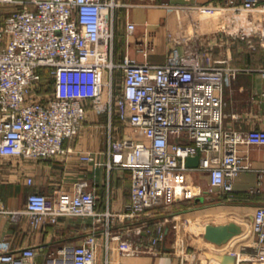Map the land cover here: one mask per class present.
<instances>
[{"label": "built area", "instance_id": "2783aa9c", "mask_svg": "<svg viewBox=\"0 0 264 264\" xmlns=\"http://www.w3.org/2000/svg\"><path fill=\"white\" fill-rule=\"evenodd\" d=\"M137 5L160 3L0 0V157L66 155L64 142L78 136L89 108L108 117L107 127H115L117 119L116 127L129 124L135 135L111 141V154L121 158L110 168L118 164L132 173L131 201L123 213L97 210L96 194L88 189L87 180L77 181L71 191L58 189L51 195L34 190L22 209L0 206V214L13 222L26 218L32 231L56 225L63 217L93 219L92 231L80 243L51 250L43 264H97L101 237L104 264H130L122 258L155 252L169 220L148 221L152 211L203 193L189 182L188 157L200 156L196 169L209 175L207 192L231 196L236 179L252 168L240 146L264 144V129L243 131L224 123L227 88L241 73L264 77V67L236 66L228 55L206 63L201 52L206 36L195 31L180 39L170 35L177 46L191 41L194 45L183 53L176 46L162 64L139 61L128 53L117 59L118 9ZM167 7L180 21L186 11L194 30L211 23L214 36L224 39L225 45L246 41L255 49L254 38L264 49V0L187 1ZM135 29L128 19L127 47ZM151 47L146 42L139 50L147 56ZM43 70L53 80V91L44 95L41 89L48 91V84L43 82ZM91 157L80 155L83 161ZM259 177L258 187L264 188V171ZM28 184H33L31 177ZM253 232L256 250L248 259L264 262V205L254 209ZM143 236L147 243L141 241ZM41 249L18 247L0 237V264H40L36 260Z\"/></svg>", "mask_w": 264, "mask_h": 264}, {"label": "crops", "instance_id": "0c3cea01", "mask_svg": "<svg viewBox=\"0 0 264 264\" xmlns=\"http://www.w3.org/2000/svg\"><path fill=\"white\" fill-rule=\"evenodd\" d=\"M156 1L160 3L159 6L137 5L129 10L123 9V14L118 13L119 19L124 20V25L129 19L136 24V29L130 38V47H127L126 41L120 44L117 59H122L123 55L128 53L139 61L147 59L152 63L162 64L170 48L177 46L170 40V35L180 39L193 31L206 36L202 40L204 44L201 48L206 63L222 55L231 57L232 63L234 46L237 45L239 52L244 51L245 44L250 47L246 41L229 45H225L224 39L218 41L211 23H203L201 28L194 30L186 11L183 12L181 21L172 8V13L163 17L165 10L162 5H180L187 1L201 4L207 0ZM118 34H124L126 38L125 28L119 26ZM251 41L253 42L254 38H251ZM146 42L152 43L147 56L139 50ZM193 45L194 41H191L189 45L178 44L177 47L180 53H183L188 48H193ZM263 90L264 77L261 73H241L226 90L225 126L243 131L264 129ZM107 124V116L98 115L89 108L78 136L74 140L68 139L64 142L68 149L66 155L49 159L0 157V206L22 209L26 206L28 194L34 190L51 195L58 189L71 191L77 181L87 180L88 189L94 190L96 194L97 210L109 209L113 213H123L131 201L132 173L130 169L118 164L110 168V164H116V160L121 158L111 154V141L127 136V132L126 127H116L120 125L117 119L114 120L115 127H107ZM240 151L249 156L252 168L239 175L231 196L226 193L207 192L209 175L192 167L189 170V182L200 187L203 193L193 200L174 203L164 209L162 218L169 220L164 226L166 237L155 252L125 256L122 260L130 264H224L222 256L232 255L236 258L230 264H264L248 259L249 253L256 250L253 232L254 209L257 205H264V188L258 187L259 172L264 171V144L241 145ZM82 153H89L91 159L81 160ZM29 177L33 179L31 185L28 184ZM223 194L227 196V200L221 199ZM222 209L227 210L230 215L226 212L219 215L218 210ZM92 223V218L63 217L56 225L51 224L43 230L32 231L26 218L16 223L6 215L0 214V237L10 239L18 247L41 245L42 249L36 261L43 264L45 255L51 250H56L65 243H80L82 237L92 231ZM117 224L122 225L119 221ZM175 224H178L179 228H176ZM231 225L236 227V233L232 236L226 234L221 244L212 243L204 236L208 226L228 229ZM131 237L136 238L134 235ZM141 241L147 243L148 240L143 236ZM99 242L97 264H104V239L101 237Z\"/></svg>", "mask_w": 264, "mask_h": 264}, {"label": "trees", "instance_id": "16d2710c", "mask_svg": "<svg viewBox=\"0 0 264 264\" xmlns=\"http://www.w3.org/2000/svg\"><path fill=\"white\" fill-rule=\"evenodd\" d=\"M254 42L257 44V48L253 49L249 47L247 44H245L244 51L239 52L237 49V45L233 48V65L236 66H249V67H262L264 66V51L259 46L258 39H254ZM240 44V43H237ZM121 49V45L116 42V56L119 55ZM43 76V82L45 84H48V91H53V80L49 77L47 70L42 71ZM222 200H227V196L223 194L221 197ZM193 199H181V201H177L176 203L182 202V201H190ZM164 207H159L157 209H154L152 211L151 216L148 218V221L154 222L158 219H161L164 217Z\"/></svg>", "mask_w": 264, "mask_h": 264}, {"label": "water", "instance_id": "95a60500", "mask_svg": "<svg viewBox=\"0 0 264 264\" xmlns=\"http://www.w3.org/2000/svg\"><path fill=\"white\" fill-rule=\"evenodd\" d=\"M199 162H200L199 155L190 156L187 158L186 165L188 167H198ZM236 230L237 229L236 227H234V225L229 226L228 229H226L225 227L208 226L204 236L208 241L212 243L221 244L226 234L232 236L234 233H236ZM165 237H166V233H165ZM222 258H223L222 262L224 264H230L231 262L235 261L236 257L232 255H223Z\"/></svg>", "mask_w": 264, "mask_h": 264}, {"label": "rangeland", "instance_id": "374dc122", "mask_svg": "<svg viewBox=\"0 0 264 264\" xmlns=\"http://www.w3.org/2000/svg\"><path fill=\"white\" fill-rule=\"evenodd\" d=\"M123 3H128V4H130L133 0H121ZM136 7V6H135ZM139 7V6H138ZM155 8H159L160 9V7H155ZM167 6H163L162 5V9H164L165 10V13H164V15H163V17H165L166 15H169V13H172L170 10V8H168ZM123 9H127L126 7H124V6H122L121 8H119L118 9V13L120 12L121 14H123ZM172 16V15H171ZM172 19H173V16H172ZM118 22L120 23V28H125V25H124V20L123 19H119L118 20ZM164 29V28H163ZM152 31H155L154 29H152ZM125 41H126V38H125V36H124V34L122 35H120V34H118L117 35V43H119V44H123V43H125ZM236 43H241V41H236ZM175 48H176V46H173V47H171L170 48V51L169 52H167V54H166V58H165V61L167 60V58H168V56L175 50ZM152 62V61H151ZM42 91H41V94H45V90H44V87H42V89H41ZM124 127H126V132H127V136H134L135 137V135H134V132H133V128L129 125V124H127V125H125Z\"/></svg>", "mask_w": 264, "mask_h": 264}, {"label": "bare ground", "instance_id": "6f19581e", "mask_svg": "<svg viewBox=\"0 0 264 264\" xmlns=\"http://www.w3.org/2000/svg\"><path fill=\"white\" fill-rule=\"evenodd\" d=\"M218 211H219L218 212L219 215H222L223 212H226V213H228L230 215V213L227 210L222 209V210H218ZM262 263H264V262H262Z\"/></svg>", "mask_w": 264, "mask_h": 264}]
</instances>
